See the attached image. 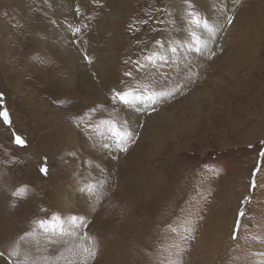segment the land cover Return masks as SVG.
I'll use <instances>...</instances> for the list:
<instances>
[{
    "label": "rangeland",
    "instance_id": "obj_1",
    "mask_svg": "<svg viewBox=\"0 0 264 264\" xmlns=\"http://www.w3.org/2000/svg\"><path fill=\"white\" fill-rule=\"evenodd\" d=\"M206 1L0 0V111L9 120L0 118V202L12 220L0 235V252L7 247L17 254L7 259L2 251L0 258L10 264H264V0H210L221 2V13L209 45L200 33ZM179 3L181 40L172 23ZM60 22L67 25L64 51L77 47L86 63L96 57L118 72L120 93L104 96L112 102L70 99L64 88L75 74L47 35ZM165 42L186 55L158 58ZM146 67L158 78L146 80ZM37 80L51 81L53 89ZM139 85L147 102L129 120L122 109L132 105ZM121 93L129 94L128 104ZM153 94L154 102L147 99ZM197 96L203 102L194 112L189 107ZM181 101L188 112L173 120L179 126L149 134L159 112ZM47 108L58 113L50 127L52 118L39 112ZM113 125L131 133L119 147ZM63 133L71 141H62ZM90 142L96 154L85 159L81 147ZM34 240L39 246L29 247Z\"/></svg>",
    "mask_w": 264,
    "mask_h": 264
},
{
    "label": "bare ground",
    "instance_id": "obj_2",
    "mask_svg": "<svg viewBox=\"0 0 264 264\" xmlns=\"http://www.w3.org/2000/svg\"><path fill=\"white\" fill-rule=\"evenodd\" d=\"M200 1L201 0H199V2ZM60 2H62V0H59V3ZM209 2H211V3H208L207 1L206 2H203V3H200L201 6L199 8V10H200L199 12L201 13L202 18L206 20V27L204 28V30H202V27L200 29L201 38L203 39V41H204V43L206 45L211 44L215 40L216 36L219 34V26H220V24H219V17L218 16L221 13V8H220L221 2L220 3L219 2H216V4H215V2H212L210 0H209ZM60 5H61V3H60ZM174 11L175 12L173 13L174 14V17H173V22H172L173 23V29H174V31H175L176 36L178 37V39L181 40V39H183V36H184V30H182V28H183L182 27L183 26V24H182L183 5H181V3H179L174 8ZM57 12L59 13V16L60 17L61 16L63 17L66 14V10H64V9L62 11H57ZM113 17H116V15L113 16ZM61 22H60L59 29H57V30H55L53 32L50 31L47 35L49 37V40L52 41V42H50V45H52V47H51L52 51L55 54H57V55H61L63 57V59H64V63H66V65L70 67V69H71V75H72V72H74V74H75L74 84H71V82H69V81H67L65 83L66 84V87L64 89L66 90V92L71 93L70 95H71L72 98H70V99H76L78 101H83V100L89 101L90 100L92 102H99V101H101V102H104V103H106V102L107 103L108 102L109 103L112 102L111 98L108 99V98H106L104 96H105V94L109 90H112V89H114L115 91L117 90L118 93H120L119 87L114 86V85H116L115 83L118 82V80H116L117 73L118 72H116L115 69H112V67L110 68L109 65L107 63H105L104 60L95 61L96 57L95 58H90L89 57L90 58V61L88 63H86L82 59V57L81 58L78 57L77 54L79 53V50H76L77 47L75 48V52L74 53L73 52H68V50L67 51H64L65 48H66V46H67V43H66L67 42V39H66V36H65V31L67 30L66 29L67 28V25L65 24L66 27H64L65 25H63ZM204 22L202 23V25L205 24ZM118 24H120V22H118ZM132 24H133V22H132ZM44 29L47 31L48 30V25H44ZM78 30L80 31V28ZM83 31H84V29H83ZM83 31L80 32L76 36L80 37V36L84 35ZM51 43H53V44H51ZM125 43H126V39L125 40L122 39V41H121V43L119 45L122 50H125L126 49V48L124 49V47H126L125 46L126 45ZM165 43H169V42H165ZM36 46H37V42H36ZM177 46H178L177 44H174L173 42H170L169 45L165 46V50L164 49L161 50V53L158 54V56H159L158 58L167 59L169 57V59L172 60L173 58H181L182 56L186 55V53H184L181 50H179ZM168 50H170V51L171 50H174V52L172 51V53L170 52L168 54V52H167ZM90 51H91V49H90ZM94 53L95 52L92 50L91 51V54H92L91 56H93ZM154 58L156 59V56L155 55H154ZM92 71L95 72V79H93L92 76H91ZM143 74H144L145 79L148 80V81H153L154 79L158 78L157 77V73L152 72V69L150 67L149 68L146 67V71H144ZM37 81L39 83V87L47 88L48 90L49 89H53V87L50 86V84L52 85V82L51 81H50V83H47V81H41V80H37ZM140 88H142V87L139 85L138 86V90L136 92L134 91L133 92L134 94L130 98V103H132V105L130 104L131 106H126V107L123 106V107H125V109H122V110H124L123 112H124L125 116L127 117V119L129 118V120H131V118H133L135 116L134 111L137 109V107L140 106V105H143V104L145 105V103L147 102L145 100L146 94ZM101 89H102V91H101ZM41 94H42V97L45 100H47L49 98V93L48 92H43L42 91ZM99 98H101V99H99ZM202 99H203L202 96H197V97L193 98L192 101H191V103H190L192 105V107H189L190 108L189 110H193L194 112H196L198 110V108H199V106H198L199 105V102H201ZM66 102L70 103L71 101H66ZM114 102L116 103L115 100H114ZM150 103L151 102H149V104ZM184 109H185V111L188 112V108H186V106L181 101L179 103L172 104V106L169 107L168 110L166 109L167 111L166 110H164V111L162 110L161 112H159L158 118H160V119L159 120L158 119H153V121L149 124V128H150V130H148L149 134H151V135H163L167 131H169V130L171 131L173 128L176 129V127L179 126V125H177L176 123H174L173 120L176 119V117H177V115H178L179 112H180L179 114H183L182 112L184 111ZM200 109H202V108H200ZM39 112L43 115V117L45 119L52 118V120L49 119V121L47 123V125L49 127L52 126L53 125L52 124L53 119L56 118V115L58 113H56V112H54L52 110H49V108L44 109L43 111H39ZM11 118H12V115L10 116V119ZM51 132L52 131L50 130V133ZM60 133H62V132H60ZM61 140L62 141L63 140H66V143H68L69 141H71V137L68 136L66 133H63L62 136H61ZM89 144H90L91 147H87V145H83L81 147L82 148V151L84 153L83 157H85V159L88 158L89 156L93 157L96 154L95 151H94V149H93V146H95V144L93 146H92V142H90ZM125 162H126V156H124L121 159L120 163L122 164V166H124L125 165ZM64 189H65V191H64ZM61 190L64 192L63 197H65V192H68L67 187H65V188L63 187V189L61 188ZM69 194L70 193H67V195H69ZM0 199H2V200L4 199V194H1L0 193ZM150 212H152V211H150ZM141 213H143V212H141ZM10 217H11L10 214L8 213V211H6L3 208V206H2V204L0 202V235L4 234L5 232H7L9 230L8 227L11 224L10 223V220H11ZM132 218H133V216H132ZM146 218H148V217H146ZM134 221L132 220V223ZM132 223L128 225L129 228H131ZM34 243H36L37 246H39L38 244H40L39 243V240H37V241L34 240V241H28L27 242V244H28L29 247H31V245H34ZM36 245H34V246H36ZM6 249H7V247L5 248L4 251L3 250L2 251L6 253L7 257L6 256L5 257L7 259H9V258H11L13 256H14V259L17 257V254H16L15 250L7 251ZM7 253H11V256H9ZM15 262H16V264H21L20 261L18 262V260H15ZM0 264H10V263H7L2 258H0Z\"/></svg>",
    "mask_w": 264,
    "mask_h": 264
},
{
    "label": "snow or ice",
    "instance_id": "obj_3",
    "mask_svg": "<svg viewBox=\"0 0 264 264\" xmlns=\"http://www.w3.org/2000/svg\"><path fill=\"white\" fill-rule=\"evenodd\" d=\"M193 22L197 26H199V24H200V21L198 19H196L195 17L193 19ZM229 23H231V20H229ZM192 37H193V44L198 47L201 43L200 38L198 36H196L195 33L192 34ZM118 95H119V99L121 102H123V103L128 102V95H129L128 93H121ZM154 95L155 94L148 96L147 99L152 100L154 102ZM0 118H3L5 123L9 122L6 110L0 111ZM111 134L115 138V142H116L118 147L122 143H126L128 138L131 136L130 132H128L126 130H120L115 125H113L111 128ZM16 143L23 145L24 142L20 139V137H16ZM121 150H125V149L121 148ZM41 171L46 173L47 170L45 168H42ZM241 215H243V213H241ZM73 219H75V218H73ZM41 226H43V222H41ZM85 251H88V249H85ZM93 255H94V253H93Z\"/></svg>",
    "mask_w": 264,
    "mask_h": 264
}]
</instances>
